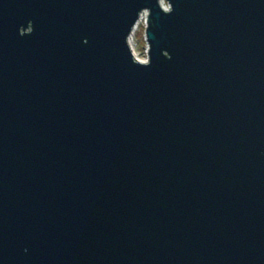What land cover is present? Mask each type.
Returning <instances> with one entry per match:
<instances>
[{"label": "water", "instance_id": "1", "mask_svg": "<svg viewBox=\"0 0 264 264\" xmlns=\"http://www.w3.org/2000/svg\"><path fill=\"white\" fill-rule=\"evenodd\" d=\"M0 264H264V0H0Z\"/></svg>", "mask_w": 264, "mask_h": 264}, {"label": "rangeland", "instance_id": "2", "mask_svg": "<svg viewBox=\"0 0 264 264\" xmlns=\"http://www.w3.org/2000/svg\"><path fill=\"white\" fill-rule=\"evenodd\" d=\"M145 30H146V19L138 27L133 38L134 48L138 56L137 58L143 61L147 60L148 58L147 43L145 41Z\"/></svg>", "mask_w": 264, "mask_h": 264}, {"label": "built area", "instance_id": "3", "mask_svg": "<svg viewBox=\"0 0 264 264\" xmlns=\"http://www.w3.org/2000/svg\"><path fill=\"white\" fill-rule=\"evenodd\" d=\"M147 16H148V14L147 13H145L142 17H141V19H140V21H139V23L137 24V26H136V28H135V31H134V33L132 34V36L130 37V39H129V42H130V45H131V47H132V50H133V53H134V55H135V57L137 58L138 56H137V53H136V51H135V48H134V34H135V32H136V30L138 29V27L145 21V19H146V26H147ZM146 41V40H145ZM147 49H148V45H147ZM138 59V58H137ZM139 61H141V62H147V60H145V61H143V60H140V59H138Z\"/></svg>", "mask_w": 264, "mask_h": 264}]
</instances>
